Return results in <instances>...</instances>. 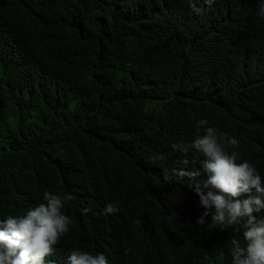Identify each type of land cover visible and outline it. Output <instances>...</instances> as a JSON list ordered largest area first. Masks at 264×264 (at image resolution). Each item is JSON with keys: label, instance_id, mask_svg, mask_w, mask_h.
<instances>
[{"label": "trees", "instance_id": "trees-1", "mask_svg": "<svg viewBox=\"0 0 264 264\" xmlns=\"http://www.w3.org/2000/svg\"><path fill=\"white\" fill-rule=\"evenodd\" d=\"M256 11L257 0H0V218L53 191L72 219L54 264L76 248L110 264H231L242 234L197 225L198 196L164 173L200 167L172 146L207 119L264 177Z\"/></svg>", "mask_w": 264, "mask_h": 264}, {"label": "clouds", "instance_id": "clouds-1", "mask_svg": "<svg viewBox=\"0 0 264 264\" xmlns=\"http://www.w3.org/2000/svg\"><path fill=\"white\" fill-rule=\"evenodd\" d=\"M204 2L210 6L215 0ZM256 16L264 20V0H257ZM197 127L202 134L189 143L179 142L172 147L183 154L193 152L202 157L200 167L173 169L171 174L164 173V180L172 182L175 177L177 184L198 196V207L203 212L197 217V225L204 227L210 218L208 226L242 234L246 246L242 247L236 239L230 242L231 264H264V177L232 150L239 144L237 137L210 126L207 119H200ZM68 199L67 195L44 191L43 202L24 214L0 218V264H54L50 257L55 246L72 225L71 217L63 211ZM118 211L116 202L104 208V214ZM66 264H110V261L103 253L76 248L67 256Z\"/></svg>", "mask_w": 264, "mask_h": 264}]
</instances>
